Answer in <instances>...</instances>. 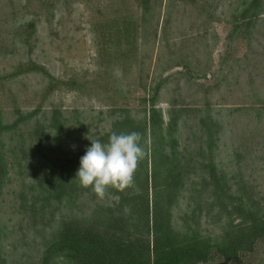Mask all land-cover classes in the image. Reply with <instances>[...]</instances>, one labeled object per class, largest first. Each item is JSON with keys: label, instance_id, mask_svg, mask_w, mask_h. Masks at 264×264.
Masks as SVG:
<instances>
[{"label": "rangeland", "instance_id": "rangeland-1", "mask_svg": "<svg viewBox=\"0 0 264 264\" xmlns=\"http://www.w3.org/2000/svg\"><path fill=\"white\" fill-rule=\"evenodd\" d=\"M245 1L0 0V113L11 127L3 136L0 264H41L68 218L114 199L108 190L103 198L78 190L59 200L38 181L108 131L115 109L142 118L158 85L155 106L165 122L171 109L182 110L175 135L193 160L205 142L200 118L216 123L210 131L219 138L207 140L205 170H190L173 226L215 241L229 228L203 181L211 183L210 162L221 188L264 214V13L248 32H233ZM52 116L62 122L56 138ZM51 264L72 263L56 256ZM205 264H264V239L250 253Z\"/></svg>", "mask_w": 264, "mask_h": 264}, {"label": "trees", "instance_id": "trees-1", "mask_svg": "<svg viewBox=\"0 0 264 264\" xmlns=\"http://www.w3.org/2000/svg\"><path fill=\"white\" fill-rule=\"evenodd\" d=\"M263 13V0H246L239 15H234L232 31L243 35L241 31L248 32V29L254 28ZM160 88L159 85L156 87L149 107H143L142 118L129 108L115 109V118L108 131L85 141L75 154L66 153L64 158L57 159L47 171L48 181L46 178L42 184L43 181L39 182L37 178L39 185L44 188L48 186L47 190L59 195V200L64 196L74 198L78 190L94 192L91 186L83 187L75 178L80 158L90 146V140L100 139L106 144L113 132H138L141 136L144 157L138 162L132 184L123 189L108 187L114 199L108 205L96 208L89 217L68 218L58 238L44 250L41 264H51L56 256H63L72 264H205L215 257L230 261L240 254L250 253L256 242L264 239V214L221 188L213 162H210L206 175L211 183L203 181L206 186L212 187L209 198L213 201L210 205L231 218L229 228L219 241H215L202 235L198 229L178 231L173 226L175 210L180 200L185 198L183 191L188 187L190 170H205V160L201 159H204L206 150L212 154L209 143L218 134L210 131L211 124L216 123H212L209 116L207 119L200 118L201 136L205 142L193 160L191 151L180 147L175 135L179 130L178 122L183 119L179 114L182 110L171 109L165 122L161 109L155 106L154 100ZM143 103L146 105L148 101L144 99ZM54 118L52 125L56 127V138L62 135L63 130L62 122L55 124ZM3 122L0 113V192L5 184L8 166L3 136L11 129L8 123ZM55 167L59 169L58 175L53 173ZM192 195L190 192L187 197ZM191 212L194 213L195 209Z\"/></svg>", "mask_w": 264, "mask_h": 264}, {"label": "clouds", "instance_id": "clouds-1", "mask_svg": "<svg viewBox=\"0 0 264 264\" xmlns=\"http://www.w3.org/2000/svg\"><path fill=\"white\" fill-rule=\"evenodd\" d=\"M138 132H113L108 142L90 140V146L80 158L75 178L83 187L91 186L103 198L108 187L123 189L133 182L138 162L144 157Z\"/></svg>", "mask_w": 264, "mask_h": 264}]
</instances>
